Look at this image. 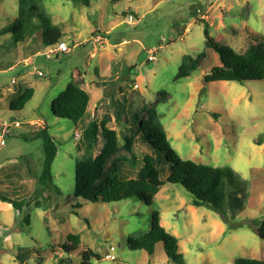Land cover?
<instances>
[{
    "label": "rangeland",
    "instance_id": "rangeland-1",
    "mask_svg": "<svg viewBox=\"0 0 264 264\" xmlns=\"http://www.w3.org/2000/svg\"><path fill=\"white\" fill-rule=\"evenodd\" d=\"M41 1L69 54L35 57L37 43L26 48L13 42L12 33L2 35L17 20L21 0H0V85L5 87L0 89V138L5 141L0 143V192L34 199L36 180L26 170L29 166L37 175L42 170L43 143L33 134L47 127L58 145L52 171L61 194L44 193L47 199L40 198V208L26 210L31 226L21 231L14 230L20 218L13 207L0 201V264H81L83 252L90 249L100 256L92 264H176L162 243L153 255L128 247L130 236L149 231L155 211L162 226L179 239L184 264L264 260V239L258 233L264 220V81L205 83L220 65L219 55L206 45L205 29L214 43L244 52L256 37H264V0H90L89 6ZM95 36L103 42L94 47ZM189 56H202L201 64L182 78L181 66ZM75 76L91 95L82 127L52 112L53 101ZM27 88L34 89L32 100L21 111L10 110V102ZM145 109L157 112L183 160L230 166L247 183L249 200L239 217L227 222L207 207H195L183 186L167 182L152 206L137 199L92 204L75 197L83 128L108 113L109 127L120 134L123 145L122 128L129 134L133 114L147 117ZM146 149L136 141L138 164L123 163L125 172L140 168ZM149 151L166 181L171 164L162 151ZM120 155L130 158L124 151ZM70 235L79 237L80 244L73 245ZM65 245L76 250L66 252Z\"/></svg>",
    "mask_w": 264,
    "mask_h": 264
},
{
    "label": "trees",
    "instance_id": "trees-1",
    "mask_svg": "<svg viewBox=\"0 0 264 264\" xmlns=\"http://www.w3.org/2000/svg\"><path fill=\"white\" fill-rule=\"evenodd\" d=\"M89 6L90 0H71ZM206 22L205 19H201ZM13 34V42L32 48L34 43L38 52L64 42L61 32L54 25L52 17L45 10L41 0H21L18 18L14 24L8 26L2 35ZM206 45L213 49L220 59V65L212 68L206 75L205 83L213 82H255L264 81V37H256L244 52H237L232 47L214 43L208 29H205ZM202 56L194 59L186 57L181 66L180 76L188 78L201 64ZM34 89L27 88L18 98L12 100L9 108L12 111H21L32 100ZM91 95L81 87L73 77L66 90L52 103V112L58 118L70 120L75 125L82 123L86 117ZM148 116L141 113L133 114V126L130 133L122 128L123 145L120 134L109 127L112 118L105 113L100 121L91 119L83 128V137L78 143V150L83 152L75 164V197L88 203H118L125 200L137 199L146 206H152L165 183L179 184L193 195L195 207H207L220 214L227 222L234 221L247 207L249 200L248 185L230 166L214 167L199 164L191 160H183L172 148L167 132L160 122L156 111H147ZM118 114L117 121L120 122ZM140 117V124L137 118ZM82 127V124H81ZM42 140L44 162L40 174H33L32 168L27 167L30 178L36 180V195L34 199L28 197L19 199L9 198L0 192V201L10 204L20 223L14 230L21 231L24 226H31V217L26 210L31 206L41 207L40 198L46 200L44 193L61 194L53 183V164L58 155V145L46 127L33 134ZM139 140L147 146L143 154L141 166L137 171H124L123 163L132 166L138 164V157L134 152L136 141ZM102 142L101 146L98 142ZM150 149H157L164 153L165 160L171 164V171L166 181L161 179V173L156 165ZM124 151L130 155H120ZM120 174L118 175V169ZM124 168V169H123ZM49 197V196H48ZM81 207L80 204L77 205ZM259 235L264 239V220L258 229ZM73 245H79L80 239L70 235ZM164 245L169 259L176 264H184L180 253L179 239L169 233L161 223L160 213L155 211L151 216V225L148 232L138 236H130L128 247L131 251H145L153 255L157 244ZM66 252L76 250L69 246L63 247ZM92 259H100L93 250L84 251L81 264H92ZM233 264H264V260L255 258H238Z\"/></svg>",
    "mask_w": 264,
    "mask_h": 264
},
{
    "label": "built area",
    "instance_id": "built-area-1",
    "mask_svg": "<svg viewBox=\"0 0 264 264\" xmlns=\"http://www.w3.org/2000/svg\"><path fill=\"white\" fill-rule=\"evenodd\" d=\"M103 42V38L101 37V36H95V37H93L92 39H91V43H92V45L95 47V46H97L98 44H101ZM124 43H127L126 41L124 42ZM71 52V49L68 47V45L65 43V42H60L59 44H57L56 46H53V47H50V48H48V49H44V50H41V51H38V53L35 55V57H44V58H46V59H51L53 56H60V55H67V54H69ZM153 53H154V55L156 54V51H153ZM95 56V54L93 53V54H91V57H94ZM151 60H156V57H151ZM29 62V61H28ZM27 63V62H26ZM17 66L16 65H14V66H11V68L10 69H14V68H16ZM37 75L39 76V77H43L44 76V74L41 72V71H37ZM11 84L12 85H17L18 84V81H17V79L16 78H12V80H11ZM2 88H5L4 86H2V85H0V89H2ZM7 90L9 91V92H12L13 93V91H11V88H7ZM20 125V123H16V126H19ZM3 131V134H7L8 133V131H7V129H5V128H3L2 129ZM4 140H3V138L1 137L0 138V143L2 144V145H4ZM115 248H111V250H114ZM109 258H111L112 260H115L116 259V257L115 256H109ZM63 264H68V263H63Z\"/></svg>",
    "mask_w": 264,
    "mask_h": 264
},
{
    "label": "water",
    "instance_id": "water-1",
    "mask_svg": "<svg viewBox=\"0 0 264 264\" xmlns=\"http://www.w3.org/2000/svg\"><path fill=\"white\" fill-rule=\"evenodd\" d=\"M33 119H38V117H33V118H29V119H27L25 122H27V123H29V122H31Z\"/></svg>",
    "mask_w": 264,
    "mask_h": 264
},
{
    "label": "crops",
    "instance_id": "crops-1",
    "mask_svg": "<svg viewBox=\"0 0 264 264\" xmlns=\"http://www.w3.org/2000/svg\"><path fill=\"white\" fill-rule=\"evenodd\" d=\"M74 78L76 79L77 77L75 76ZM89 111H90V109L88 110V113H89ZM88 113H87V114H88Z\"/></svg>",
    "mask_w": 264,
    "mask_h": 264
}]
</instances>
